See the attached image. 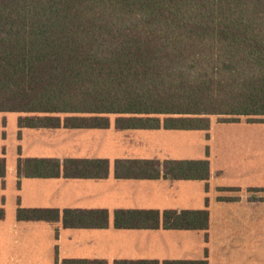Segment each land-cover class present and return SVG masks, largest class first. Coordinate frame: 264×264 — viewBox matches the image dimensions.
<instances>
[{
	"label": "trees",
	"instance_id": "1",
	"mask_svg": "<svg viewBox=\"0 0 264 264\" xmlns=\"http://www.w3.org/2000/svg\"><path fill=\"white\" fill-rule=\"evenodd\" d=\"M0 112L20 113L18 127L31 128H107L109 115L118 129L208 130L212 115L264 122V0H0ZM118 162L124 177H209L207 158ZM107 170L105 159L16 162L18 185ZM5 171L0 157V178ZM108 217L16 208L17 220L72 228H105ZM113 224L206 230L208 210L119 209Z\"/></svg>",
	"mask_w": 264,
	"mask_h": 264
},
{
	"label": "crops",
	"instance_id": "2",
	"mask_svg": "<svg viewBox=\"0 0 264 264\" xmlns=\"http://www.w3.org/2000/svg\"><path fill=\"white\" fill-rule=\"evenodd\" d=\"M18 116L8 148L3 130L5 121L0 122V157L6 163L5 175L0 178V208L4 210L0 219V264H177L172 263L177 261L243 264L239 261L243 256L233 253L235 249L232 251L228 243L249 238L248 234L242 236L239 232L247 231L250 224L258 226L259 219L248 216L257 209L247 206L248 194L236 193L233 200L219 195L218 191L227 189L239 191L237 187H230L239 183L222 182L220 170L225 169L215 161L217 151L214 148L210 154V149L207 150L206 141L213 127L211 118L208 130H186L118 129L115 115L113 121L109 119L107 128L18 127ZM235 148L247 150L248 146L241 141ZM252 149L256 150V156L253 154L245 161H229L227 173L244 178L251 189L259 191L254 187L259 186L255 176L259 175V167L263 168L258 159V142ZM18 157L105 159L108 170L105 177H22L18 185ZM204 158L209 162L206 180L118 175L127 171L118 161ZM18 205L60 211L105 209L109 214L108 226L72 228L64 227L61 220H17ZM204 208L208 210L206 230L161 226L118 228L113 224L114 212L119 209L161 212Z\"/></svg>",
	"mask_w": 264,
	"mask_h": 264
},
{
	"label": "rangeland",
	"instance_id": "3",
	"mask_svg": "<svg viewBox=\"0 0 264 264\" xmlns=\"http://www.w3.org/2000/svg\"><path fill=\"white\" fill-rule=\"evenodd\" d=\"M17 116V112H0V122H2V120L5 121L3 130L6 132L7 148L10 147V136L13 137ZM210 118L213 127L209 131V140L206 141L207 150L210 149V154L214 148L217 151L215 154V161L218 165H222L225 169L220 170L222 174L221 177H223L222 182L239 183L232 184V186H230L239 188V191L238 189L233 188L227 189L229 191H218V193L220 196H224L222 199L226 200H233L236 198V193L248 194L250 203L247 206L257 209L248 213V216L250 218L255 217L259 219L258 226L250 224L247 231L239 232L242 236L248 234L249 238L247 240L244 239L241 242H234L233 240H230L228 243L229 247L232 251L235 249L233 253H240L243 256V258H239V261H243V264H264V122H248L246 117H241L239 121L224 122L219 124L218 120L221 117L212 115ZM109 119L110 121H113L114 116L110 115ZM242 126L245 127L240 128ZM0 127H2L1 124ZM241 141L245 146H248L247 150L235 148ZM257 142L259 144L258 159L263 163V168L260 169L259 167V175L255 176L259 186L254 187L259 188V191L251 189L252 187L247 184V180L244 178L241 180L232 172H230V174L227 173L230 171V169L227 168L229 161H245V158L251 159V155L253 154L256 156V150H253L252 147L256 146ZM18 148L19 146L17 149ZM261 149L262 151H260ZM222 192L223 195L221 194ZM225 195H227V197H225ZM242 206L246 205L242 204ZM232 235H234V232L231 233V236Z\"/></svg>",
	"mask_w": 264,
	"mask_h": 264
}]
</instances>
